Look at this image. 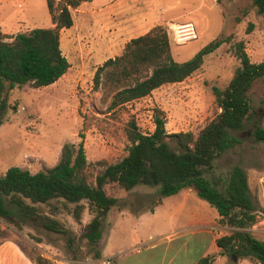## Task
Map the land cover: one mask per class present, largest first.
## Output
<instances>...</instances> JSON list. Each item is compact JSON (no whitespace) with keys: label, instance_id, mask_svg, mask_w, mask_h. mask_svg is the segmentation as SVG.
<instances>
[{"label":"rangeland","instance_id":"rangeland-1","mask_svg":"<svg viewBox=\"0 0 264 264\" xmlns=\"http://www.w3.org/2000/svg\"><path fill=\"white\" fill-rule=\"evenodd\" d=\"M143 8L141 26H165L179 63L189 61L214 40L224 43L182 84L165 86L147 98L111 110L102 102L101 91L95 90L94 77L98 67L117 56L126 37L112 36L109 10L90 18L84 14L92 12L90 4L72 9L74 28L65 31L61 40L71 63L68 73L54 86L33 89L26 85L12 92L13 107L0 115V175L12 167L33 174L51 169L68 143L83 142L89 163L114 164L127 155L131 145L127 123L135 119L144 133H153L156 108L165 111L169 134L198 132L220 112L212 88H225L241 65L236 45L244 44L253 63L264 61V17L257 13L253 0H144ZM186 23L195 25L198 38L178 45L171 27ZM0 27L10 36L52 28L47 0H0ZM250 99L251 116L240 133L242 143L221 156L208 177L223 184L236 166L245 171L257 216L252 232L264 241V143L252 137L256 126H264V78ZM106 190L116 204L104 221L97 245L85 237L96 215L87 201L82 202L77 217L75 204L26 200L33 210L26 213L22 230L0 219V226L9 232L0 246V264H34L31 258L36 256L54 264H106L108 259L112 264H196L207 255L215 257V264H232V258L237 264H259L218 248L216 240L234 229L191 190L164 198L158 206L157 188L137 185L126 191L110 183ZM122 211L128 214L119 215ZM54 224L68 235L48 229Z\"/></svg>","mask_w":264,"mask_h":264},{"label":"trees","instance_id":"trees-1","mask_svg":"<svg viewBox=\"0 0 264 264\" xmlns=\"http://www.w3.org/2000/svg\"><path fill=\"white\" fill-rule=\"evenodd\" d=\"M93 0H47L53 28H35L29 33L10 36L0 27V115L13 106L12 92L29 85L43 89L57 83L71 68L61 47V31L74 26L72 9L77 10ZM257 13L264 17V0H253ZM224 41L217 39L203 47L189 61L179 63L172 52L168 30L156 25L146 34L131 39L123 53L98 67L94 88L101 91V100L109 109L123 107L151 96L167 85L182 83L199 71L205 58L218 50ZM241 65L225 87L212 88L218 115L198 132L169 134L165 111L154 110L155 130L144 133L131 119L125 128L131 143L127 155L107 165L104 161L89 163L84 143L65 144L59 163L35 174L20 167L0 175V219L22 230L32 207L26 203L48 204L63 200L75 204L80 217L83 201L96 215L86 227L85 237L97 245L103 236L104 221L116 204L107 193V185L117 183L129 191L137 185L157 188L164 198L184 190L215 208L222 221L234 230L216 240L218 248L231 256L252 258L264 264V241L252 232L257 221L255 205L245 171L236 166L223 184L212 181L216 161L242 143L241 131L251 116L250 93L264 78V61L253 63L243 43L236 45ZM252 137L264 143V126H256ZM51 231L68 235L59 226ZM9 232L0 226V246ZM34 264H54L42 256L31 258ZM196 264H215V257L204 256ZM232 264H237L232 258Z\"/></svg>","mask_w":264,"mask_h":264},{"label":"crops","instance_id":"crops-1","mask_svg":"<svg viewBox=\"0 0 264 264\" xmlns=\"http://www.w3.org/2000/svg\"><path fill=\"white\" fill-rule=\"evenodd\" d=\"M98 1H100V0H93L91 2L83 3V4H90L91 8H92L91 13L84 12V14H86L88 17L91 18V14L93 15V17H97V15L99 16L101 14V12L109 10V12L111 14L110 23H111V26L113 27L112 36L116 37V39H117V37L121 38V39L123 37H126V39L123 42V45L121 47H119L120 49H119V52L117 53V56H119L123 53V50H124L126 44L131 39L137 38L139 36L146 34L153 27L156 26L155 24L153 26H150V25L141 26L144 23V18H145V16L143 14H141V13H143L142 11L144 10V8H143V1L144 0H103V2L100 1L101 3L96 5V3ZM81 14H83V13H81ZM74 23H75V21H74ZM53 27H54V25H53ZM73 28H74V26L70 29H63L61 31V40H62V37H63L62 35L64 34V32L65 31L70 32L71 30H73ZM108 49H109V52L113 51L112 47L111 48L108 47ZM113 58H115V57H113ZM182 83H178V84H182ZM55 84H53L51 86H54ZM174 85H177V84H174ZM164 87H162V88H164ZM46 88H48V87H46ZM186 191L187 190H184L183 192H186ZM194 194H196V193H194ZM162 204H160V205H162ZM124 213L128 214V213L122 211L119 213V215H122L124 217ZM204 225H207V220H205ZM201 232H202V230H201ZM100 245H101V248H103V246H104L103 240L101 241Z\"/></svg>","mask_w":264,"mask_h":264},{"label":"built area","instance_id":"built-area-1","mask_svg":"<svg viewBox=\"0 0 264 264\" xmlns=\"http://www.w3.org/2000/svg\"><path fill=\"white\" fill-rule=\"evenodd\" d=\"M171 28L174 34V40L178 45H183L188 41L196 40L198 38V33L193 23L175 25ZM105 263L112 264V259H108ZM88 264H98V261L89 262Z\"/></svg>","mask_w":264,"mask_h":264}]
</instances>
